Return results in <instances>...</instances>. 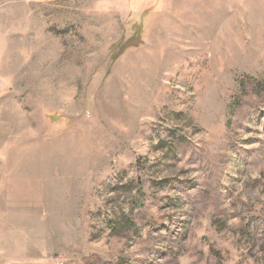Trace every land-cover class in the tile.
<instances>
[{"label": "rangeland", "instance_id": "1", "mask_svg": "<svg viewBox=\"0 0 264 264\" xmlns=\"http://www.w3.org/2000/svg\"><path fill=\"white\" fill-rule=\"evenodd\" d=\"M0 264H264V0H0Z\"/></svg>", "mask_w": 264, "mask_h": 264}, {"label": "trees", "instance_id": "2", "mask_svg": "<svg viewBox=\"0 0 264 264\" xmlns=\"http://www.w3.org/2000/svg\"><path fill=\"white\" fill-rule=\"evenodd\" d=\"M135 45H131L130 44V40H127L126 42L123 43L122 47L119 49V50H124L126 49L127 47H134ZM119 47V45H118ZM115 47L112 48V50L114 49ZM122 52V51H121ZM116 55V54H115Z\"/></svg>", "mask_w": 264, "mask_h": 264}]
</instances>
